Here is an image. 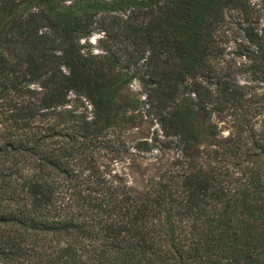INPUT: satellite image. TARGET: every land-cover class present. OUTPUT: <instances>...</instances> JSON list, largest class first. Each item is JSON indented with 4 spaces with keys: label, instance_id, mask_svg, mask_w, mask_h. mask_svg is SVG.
Here are the masks:
<instances>
[{
    "label": "trees",
    "instance_id": "1",
    "mask_svg": "<svg viewBox=\"0 0 264 264\" xmlns=\"http://www.w3.org/2000/svg\"><path fill=\"white\" fill-rule=\"evenodd\" d=\"M259 16L250 0H0V264H264ZM97 29L103 53L81 41ZM133 80L143 98L122 94ZM145 116L184 159L137 195L97 155Z\"/></svg>",
    "mask_w": 264,
    "mask_h": 264
},
{
    "label": "rangeland",
    "instance_id": "2",
    "mask_svg": "<svg viewBox=\"0 0 264 264\" xmlns=\"http://www.w3.org/2000/svg\"><path fill=\"white\" fill-rule=\"evenodd\" d=\"M257 8H260L256 31L264 37V0H250ZM238 21L237 12L230 11L226 14L225 23L221 31L226 35V50H231L236 41H241L242 37L236 30L235 22ZM105 36L104 31L95 30L82 42L90 44L89 48L93 53H103L104 47L101 39ZM228 57V55L226 56ZM241 83H250L246 76H238ZM258 93H264V83L257 86ZM127 92L136 93L143 98L141 84L138 80H133L129 86L122 90V94ZM73 98L74 95L70 94ZM81 101H71L69 106L76 108V111H84L91 115V106L84 97ZM139 123L131 125L120 132L117 139L112 132L107 136L113 141L109 148H101L97 155V161L105 174L124 184L134 194H140L146 190L153 179L169 169L181 167L183 155L176 147L174 138L166 136L159 123L155 119L143 117ZM221 136L226 137L230 131V124L219 121ZM145 142V144H144Z\"/></svg>",
    "mask_w": 264,
    "mask_h": 264
}]
</instances>
